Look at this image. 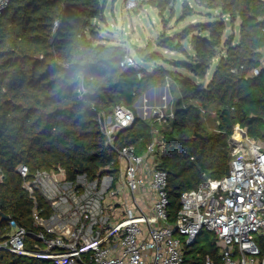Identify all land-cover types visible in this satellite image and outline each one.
<instances>
[{"label":"trees","instance_id":"16d2710c","mask_svg":"<svg viewBox=\"0 0 264 264\" xmlns=\"http://www.w3.org/2000/svg\"><path fill=\"white\" fill-rule=\"evenodd\" d=\"M219 8L222 18L206 23L209 37L194 36V57L184 46L170 39L167 49L186 54L191 61L179 62L196 77L205 79L216 58L219 62L208 85L196 83L179 73L160 68L138 79V71L121 67L128 50L106 45L94 24L104 19L102 0H11L0 18V242L9 234L2 214L18 224L32 227L33 200L23 189L18 172L27 165L37 170L66 169L70 178L77 173L95 175L116 160L106 145L99 118L118 105L132 110L148 89L172 80L173 92L181 94L174 117L160 130L165 142L161 166L168 171V193L174 215L180 196L209 179L227 174L233 158L229 138L236 128L264 140V69L256 77L250 72L260 66L264 49L263 0H199ZM164 9L170 0H153ZM189 3L183 15H191ZM228 17L241 21L240 40L218 55ZM194 28L177 40H184ZM144 49L138 54L146 55ZM153 59L159 55H152ZM84 89L86 94L79 93ZM185 106V107H184ZM217 108V128L203 125V109ZM153 124L136 117L135 125L122 131L116 147L134 145L142 154L152 141ZM40 203H44L38 195ZM211 233L203 232L209 237ZM196 243V244H197ZM195 252L196 256L191 257ZM217 263L216 238L202 249L188 252L189 264H203L206 255ZM190 255V256H189ZM0 264H51L0 250Z\"/></svg>","mask_w":264,"mask_h":264},{"label":"built area","instance_id":"2783aa9c","mask_svg":"<svg viewBox=\"0 0 264 264\" xmlns=\"http://www.w3.org/2000/svg\"><path fill=\"white\" fill-rule=\"evenodd\" d=\"M10 1L0 0V18ZM139 2L127 0L128 9ZM121 67L137 70L139 80L145 77L130 52ZM258 69L257 75L264 69L262 59ZM166 106L154 109L152 141L142 154L134 145L115 143L135 125L134 110L122 104L100 116L106 145L117 158L93 176L82 172L70 178L59 166L30 177L29 167L20 165L23 189L33 200L32 227L10 219L0 250L51 264H189V250L208 232L216 238L219 263L208 254L203 264H264V140L236 128L229 138V173L183 192L174 215L169 174L161 166L160 130L175 115L164 113ZM150 111L144 110L148 116Z\"/></svg>","mask_w":264,"mask_h":264},{"label":"rangeland","instance_id":"374dc122","mask_svg":"<svg viewBox=\"0 0 264 264\" xmlns=\"http://www.w3.org/2000/svg\"><path fill=\"white\" fill-rule=\"evenodd\" d=\"M102 1L105 2L106 6L103 14L105 18L94 20V24L99 31V35L103 38L104 44L125 47L146 73L154 74L160 68L167 69L172 73L180 71L179 73H183L184 77L192 79L196 83L208 85L219 62V58H216L213 62V66L206 78L201 79L194 74L190 75V71L187 69H183L182 67L177 68L179 62L189 63L191 61L186 54L167 49L161 45H165L170 39L173 41L176 39L174 45L181 43L190 56L195 55L193 54L194 36H210L209 32L203 31V26L208 22L222 18V12L219 8H209L207 3L200 4L199 0H170V3L162 9L155 5L153 0H140L137 9L129 10L127 0ZM186 2L189 3L193 13L184 17L183 10ZM223 19L226 23V30L223 35V43L218 48V55H225L228 46L224 42L227 39H230L233 45L237 44L240 40V19L234 25L231 24L228 17L225 16ZM192 28H194V31L187 38L182 41L177 40V37L183 36L185 31ZM138 49H144L146 55L138 54ZM154 54L159 55V57L153 59L152 55ZM262 60L264 61V55H262ZM255 70L250 72V77L258 76ZM257 70L259 69L257 68ZM165 81V84L152 87L139 96L133 107L136 117L140 119L144 117L142 120L149 124H154L153 112L156 107H162L163 104L167 105L166 108H163V112L166 114H170L178 108L182 96L175 93V91L173 92L172 80L169 77H166ZM162 89L169 91V99L163 104H161L160 99L162 100L166 91H162ZM156 90H159V92ZM152 95H154V99L151 98ZM157 97L158 100L156 101ZM148 107L151 108L149 116L145 112L143 113ZM203 113L205 116L203 125L210 132L217 131V108L203 109ZM262 129L264 131V125ZM213 241V234H210L209 237L203 235V238L195 245V248L196 250H200L207 243ZM190 255L191 257L193 255L196 256V253L192 252Z\"/></svg>","mask_w":264,"mask_h":264},{"label":"crops","instance_id":"0c3cea01","mask_svg":"<svg viewBox=\"0 0 264 264\" xmlns=\"http://www.w3.org/2000/svg\"><path fill=\"white\" fill-rule=\"evenodd\" d=\"M193 54H194V53H193ZM193 56H194V55H193ZM174 63H175V62H174ZM175 68H176V66H175ZM177 68H178V66H177ZM177 68H176V70H177ZM182 68H183V67H182ZM183 69H185V68H183ZM179 72H180V71H178L177 73H179ZM179 74L182 75L183 73H179ZM189 74H190V75H193V73H191V72H189ZM156 89H157V88H156ZM152 91H153V90H152ZM156 91L159 92V90H156ZM162 91H166V89H165V90L162 89ZM167 91H168V90H167ZM167 91L165 92L164 96L166 95V97H167L166 100L168 101V99H169V91H168V92H167ZM178 94H179V93H178ZM164 96H163V97H164ZM163 97H162V100L160 99L161 103H162V102H165V100H164ZM151 98L154 99V95H152ZM151 100H152V99H151ZM157 100H158V97L156 98V101H157ZM143 113H144V111H143ZM141 118L144 119V117H141Z\"/></svg>","mask_w":264,"mask_h":264},{"label":"water","instance_id":"95a60500","mask_svg":"<svg viewBox=\"0 0 264 264\" xmlns=\"http://www.w3.org/2000/svg\"><path fill=\"white\" fill-rule=\"evenodd\" d=\"M164 102H162L161 104H163ZM156 116V115H155ZM102 123H103V119H101ZM227 173H229V170L227 171ZM10 220V216L4 215L2 214V218L1 221H9Z\"/></svg>","mask_w":264,"mask_h":264}]
</instances>
